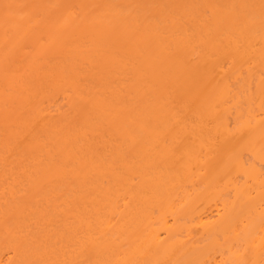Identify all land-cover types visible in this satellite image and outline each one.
I'll use <instances>...</instances> for the list:
<instances>
[{
	"label": "bare ground",
	"instance_id": "bare-ground-1",
	"mask_svg": "<svg viewBox=\"0 0 264 264\" xmlns=\"http://www.w3.org/2000/svg\"><path fill=\"white\" fill-rule=\"evenodd\" d=\"M0 264H264V0H0Z\"/></svg>",
	"mask_w": 264,
	"mask_h": 264
}]
</instances>
